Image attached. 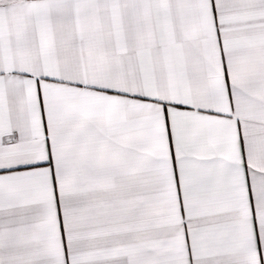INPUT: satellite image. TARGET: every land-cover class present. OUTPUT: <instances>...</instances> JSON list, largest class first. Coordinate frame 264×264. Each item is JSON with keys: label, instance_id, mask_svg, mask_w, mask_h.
<instances>
[{"label": "snow or ice", "instance_id": "snow-or-ice-1", "mask_svg": "<svg viewBox=\"0 0 264 264\" xmlns=\"http://www.w3.org/2000/svg\"><path fill=\"white\" fill-rule=\"evenodd\" d=\"M0 264H264V0H0Z\"/></svg>", "mask_w": 264, "mask_h": 264}]
</instances>
